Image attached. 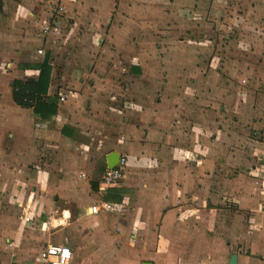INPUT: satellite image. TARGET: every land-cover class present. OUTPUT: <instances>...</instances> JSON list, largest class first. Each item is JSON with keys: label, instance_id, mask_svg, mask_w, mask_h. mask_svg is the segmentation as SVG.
I'll return each mask as SVG.
<instances>
[{"label": "crops", "instance_id": "0c3cea01", "mask_svg": "<svg viewBox=\"0 0 264 264\" xmlns=\"http://www.w3.org/2000/svg\"><path fill=\"white\" fill-rule=\"evenodd\" d=\"M253 2L243 10L264 13V0ZM47 5L51 10L52 2ZM5 7L0 0V14ZM60 7L53 15L30 12L34 22L45 16L60 25L75 17L74 8H84L70 2ZM0 20L4 25L7 19ZM20 29L0 26V260L21 262L23 249L45 243L39 226L25 221L34 214L38 224L49 221L47 242L60 228L69 232L77 225L78 242L71 234L68 241L65 235L57 239L71 247V264H227L233 254L237 264H264V76L258 69L246 67L239 75L230 69L222 83L206 85L195 101L210 108H191L193 117L184 120L183 103L170 90L165 97L162 89L152 107L147 95L121 103L107 83L95 80L67 81L63 93L53 84V66L47 95H58L57 111L43 118L13 98V81L36 78L32 65L45 56L27 50L28 35ZM55 29L40 32L43 41ZM146 71L143 63L129 66L132 76ZM235 85L248 91L247 100L227 116L235 107L229 96ZM129 101L141 111L126 107ZM113 152L128 162L109 186L101 179ZM103 202L113 208L93 213L92 206ZM9 242L17 258L8 252Z\"/></svg>", "mask_w": 264, "mask_h": 264}, {"label": "rangeland", "instance_id": "374dc122", "mask_svg": "<svg viewBox=\"0 0 264 264\" xmlns=\"http://www.w3.org/2000/svg\"><path fill=\"white\" fill-rule=\"evenodd\" d=\"M3 1L8 12L4 10L0 14L7 19L0 26L10 32L18 28L25 30L27 50L43 48L45 55L49 54L55 68L53 84L60 85L63 93L69 90L67 81L95 80L107 83L108 90L121 97V103L127 96L140 101L147 95L152 107V102L161 97L162 89L164 96L170 90L181 99L180 115L186 120L194 115L191 108L209 107L196 103V95H200L206 85L222 83L230 69H236L235 74L239 75L246 67L254 66L259 70V77L264 76V13H258L256 8H251L249 13L243 10L248 7L246 2L254 6L253 0ZM49 2H52L51 10ZM68 2L84 8L79 13L78 8H74L75 17L67 18L65 23L53 24L56 29L43 41L40 32L45 16L40 22H34L31 9L53 15ZM214 17L222 21L217 22ZM249 18L257 23H249ZM53 41L58 43L57 47L52 46ZM12 58H15L13 54L7 56V59ZM142 63L149 71L132 76L129 66ZM234 87L229 96H235V107L233 112H225L227 116L236 113L244 99L247 100L248 91L244 92L242 86ZM125 106L141 111L135 102L129 101ZM214 110L213 114L220 110L218 105ZM72 228L69 232L68 227L67 230L60 228L51 238L58 242L57 239L65 235L68 241L71 234L74 242H78L77 225ZM31 245L35 247L23 249V260L13 264H38L36 252L44 244L33 242Z\"/></svg>", "mask_w": 264, "mask_h": 264}, {"label": "built area", "instance_id": "2783aa9c", "mask_svg": "<svg viewBox=\"0 0 264 264\" xmlns=\"http://www.w3.org/2000/svg\"><path fill=\"white\" fill-rule=\"evenodd\" d=\"M60 9V8H59ZM53 22L51 19H45L42 22V34H47L49 31L53 29ZM38 56L44 55L43 48H39L36 53ZM243 83H246V79L242 80ZM60 100H65V95L60 96ZM128 159L125 155H120L119 161L117 165L112 168H107L102 176V182L106 185H113L117 183L124 174L125 166L127 165ZM256 183L261 184L260 176L255 175ZM104 207L105 209H112L113 206L110 202H103L102 204H95L92 206V212L98 213L100 208ZM264 210V204L261 206ZM25 221L31 224H35V226H39L41 233L39 234V238L44 241V246L40 249L39 256L41 258V264H71L73 259V251L68 244L65 243H57V242H47L46 233L50 231V224L48 220L42 221L40 224L36 222L35 215L32 214L30 216H25ZM8 252L11 254L12 258L18 257V250L14 247L13 242L8 243ZM0 264H11L9 262H5L0 260Z\"/></svg>", "mask_w": 264, "mask_h": 264}, {"label": "trees", "instance_id": "16d2710c", "mask_svg": "<svg viewBox=\"0 0 264 264\" xmlns=\"http://www.w3.org/2000/svg\"><path fill=\"white\" fill-rule=\"evenodd\" d=\"M39 70L36 78L15 79L12 83L13 98L17 104L33 106L34 111L43 118L52 116L57 111L58 95L50 98L48 94L53 65L49 54L41 63L32 65Z\"/></svg>", "mask_w": 264, "mask_h": 264}, {"label": "water", "instance_id": "95a60500", "mask_svg": "<svg viewBox=\"0 0 264 264\" xmlns=\"http://www.w3.org/2000/svg\"><path fill=\"white\" fill-rule=\"evenodd\" d=\"M120 158V153L118 152H113L108 156V165L110 168L114 167L117 165L118 161ZM144 264H152L151 262H144ZM227 264H237V255L233 254L231 255L229 261Z\"/></svg>", "mask_w": 264, "mask_h": 264}]
</instances>
